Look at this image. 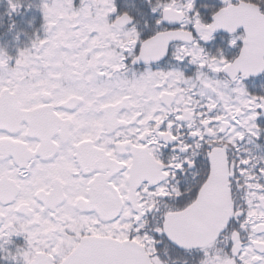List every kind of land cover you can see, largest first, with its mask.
Segmentation results:
<instances>
[{
    "label": "snow or ice",
    "instance_id": "obj_1",
    "mask_svg": "<svg viewBox=\"0 0 264 264\" xmlns=\"http://www.w3.org/2000/svg\"><path fill=\"white\" fill-rule=\"evenodd\" d=\"M36 7L0 47V261L264 264V0Z\"/></svg>",
    "mask_w": 264,
    "mask_h": 264
},
{
    "label": "trees",
    "instance_id": "obj_2",
    "mask_svg": "<svg viewBox=\"0 0 264 264\" xmlns=\"http://www.w3.org/2000/svg\"><path fill=\"white\" fill-rule=\"evenodd\" d=\"M39 3L40 0H24V8L9 15L7 0H0V47H5L9 55L23 44V48L28 46L37 34L43 35V17L36 7Z\"/></svg>",
    "mask_w": 264,
    "mask_h": 264
},
{
    "label": "rangeland",
    "instance_id": "obj_3",
    "mask_svg": "<svg viewBox=\"0 0 264 264\" xmlns=\"http://www.w3.org/2000/svg\"><path fill=\"white\" fill-rule=\"evenodd\" d=\"M25 44H23V45H21V47H17L16 49H15V51H13L12 52V56H16V55H18V51H19V49H21V48H23V46H24ZM31 45V43L28 45V46H30ZM5 48V47H4ZM6 49V48H5ZM14 239H16V238H14ZM1 262H3V261H1Z\"/></svg>",
    "mask_w": 264,
    "mask_h": 264
},
{
    "label": "flooded vegetation",
    "instance_id": "obj_4",
    "mask_svg": "<svg viewBox=\"0 0 264 264\" xmlns=\"http://www.w3.org/2000/svg\"><path fill=\"white\" fill-rule=\"evenodd\" d=\"M16 243H17V241H16ZM18 244V243H17Z\"/></svg>",
    "mask_w": 264,
    "mask_h": 264
}]
</instances>
